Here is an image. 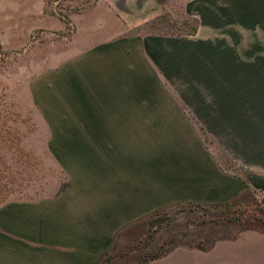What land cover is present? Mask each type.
Segmentation results:
<instances>
[{
  "label": "crops",
  "instance_id": "crops-1",
  "mask_svg": "<svg viewBox=\"0 0 264 264\" xmlns=\"http://www.w3.org/2000/svg\"><path fill=\"white\" fill-rule=\"evenodd\" d=\"M180 1L193 16L224 22L230 14V0ZM174 3L96 0L79 17V34L97 42L42 81L53 98L62 95L68 105L78 100L81 107L62 114L59 121L68 128L49 126L48 147L66 185L44 197L0 204V264H103L114 243L118 248L121 238L139 223L148 225L150 214L167 204L224 203L250 191L248 181L223 170L198 137L161 149L166 128L186 121L190 129L182 105L191 104L149 96L150 75L156 81L162 72L145 43L177 36L133 31ZM211 25L201 22L195 34L182 37H224L218 24ZM231 185L237 188L232 194ZM229 226L231 235L208 246L179 244L142 264H264V229Z\"/></svg>",
  "mask_w": 264,
  "mask_h": 264
},
{
  "label": "rangeland",
  "instance_id": "rangeland-1",
  "mask_svg": "<svg viewBox=\"0 0 264 264\" xmlns=\"http://www.w3.org/2000/svg\"><path fill=\"white\" fill-rule=\"evenodd\" d=\"M174 1L157 20L133 31L177 36L145 43L162 72L156 81L150 75L149 96L191 104L182 105L190 129L186 121L166 128L161 149L198 137L223 170L250 184L238 217L250 211L264 214V0H230L224 22L204 13L193 16L182 1ZM95 3L0 0V204L44 197L66 185V174L48 147L49 126L68 128L59 121L62 114L79 113L81 107L78 100L68 105L62 95L53 98L42 81L97 42L78 32L79 17ZM201 22L218 24L224 37H182L195 34ZM149 152H154L152 145ZM234 190L231 185V194ZM230 208L236 206L167 204L154 211L160 212L152 225L139 223L133 235L121 238L111 264H141L157 250L168 249L160 256L165 257L179 244L208 246L228 237L231 226L215 218L230 215ZM251 219L233 225L237 230Z\"/></svg>",
  "mask_w": 264,
  "mask_h": 264
},
{
  "label": "trees",
  "instance_id": "trees-1",
  "mask_svg": "<svg viewBox=\"0 0 264 264\" xmlns=\"http://www.w3.org/2000/svg\"><path fill=\"white\" fill-rule=\"evenodd\" d=\"M247 193H249L248 190H247L246 194ZM246 194H245V196H246ZM244 197L242 199H236V200H233V201H230V202L213 204V206H215V207H219V206L222 207L223 206L226 210L229 209V206L230 207L236 206V209H231L230 208L231 209V214L230 215L228 214V216L225 215V216H220V217L218 215V217H216L215 219L221 220V221H223L224 224H227L229 226V225H233L234 224V221H241V222H243L242 220L246 219L248 216L251 215V217H252L251 220L252 221H251L250 226L255 225L256 227H261V229H264L262 227V225H261L262 222L264 223V214H259L257 211H250V213H248L247 215H245V217H243V218L242 217H238V214H237L238 213V210H240V208H242V205H243V203H242L243 201H240V200H243ZM158 212H160V211H156L152 215L149 216V223L151 225L153 224L152 222H150V220H152L151 218L153 217V215H155ZM240 219H242V220H240ZM259 223H260V225H259ZM248 226H241V227L238 226V228H242L243 229V228L248 227ZM117 251L118 250H117L116 243H114L113 246H112V248L106 253L105 258L103 259V264H111L114 256L117 254ZM167 252H168V249H163V250H159V251L157 250L151 256H149L148 258H145L141 262V264L144 263V262H147L149 260L156 259V258H158V257L166 254Z\"/></svg>",
  "mask_w": 264,
  "mask_h": 264
}]
</instances>
